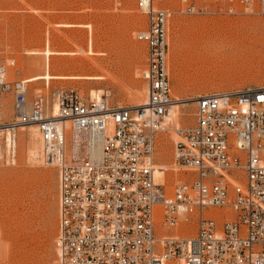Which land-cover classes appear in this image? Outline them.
<instances>
[{
    "label": "built area",
    "instance_id": "obj_1",
    "mask_svg": "<svg viewBox=\"0 0 264 264\" xmlns=\"http://www.w3.org/2000/svg\"><path fill=\"white\" fill-rule=\"evenodd\" d=\"M163 1L135 0L146 17L134 33L145 47L142 106L109 107L77 89L29 100L0 51V160L13 163L18 133L36 130L42 162L57 173V264H264V86L177 100L168 76L174 15H264V0L154 5ZM189 102L193 125L174 128L173 105ZM168 133L172 166L187 177L169 194L155 181L158 138Z\"/></svg>",
    "mask_w": 264,
    "mask_h": 264
},
{
    "label": "rangeland",
    "instance_id": "obj_2",
    "mask_svg": "<svg viewBox=\"0 0 264 264\" xmlns=\"http://www.w3.org/2000/svg\"><path fill=\"white\" fill-rule=\"evenodd\" d=\"M154 5L176 9L179 2ZM145 24L135 0H0V51L12 63L7 78L25 81L47 70L55 76L80 74L76 79H52L48 85L28 83V99L38 91L50 98L57 89H77L104 95L109 107H133L146 97L140 77L145 47L134 40V33ZM168 36L173 99L264 86V15H174ZM90 47L96 54H88ZM45 50L51 52L48 60ZM193 111L190 102L178 105L172 125L192 126ZM12 115L9 96L2 120L9 121ZM175 140L173 133L158 138L156 163H172ZM27 147H34V156ZM182 175L165 174L167 194ZM57 209L56 170L43 164L34 131L23 130L18 133L14 162L0 160V264H57Z\"/></svg>",
    "mask_w": 264,
    "mask_h": 264
},
{
    "label": "bare ground",
    "instance_id": "obj_3",
    "mask_svg": "<svg viewBox=\"0 0 264 264\" xmlns=\"http://www.w3.org/2000/svg\"><path fill=\"white\" fill-rule=\"evenodd\" d=\"M221 43H223V42H221ZM208 49H209V47H208ZM204 50H206V49H204ZM50 53L51 52H49L48 50H45L44 52H43V55H44V57L48 60V56L50 55ZM93 53H94V50L90 47V49L88 50V54H92L93 55ZM94 54H96V53H94ZM82 75H80V74H75V75H67V76H65V75H61V76H55V75H51V74H49L48 73V70L46 71V72H44L42 75H35V76H33V77H30V78H27V79H25V82L26 83H33V82H37V81H44L47 85H48V82L50 81V80H52V79H63V78H65V79H76V78H79V77H81ZM83 78H85V79H91V80H98V79H101V77H98V76H90V75H83ZM83 78H81V79H83ZM57 90H59V89H57ZM56 91V90H55ZM92 93H98V92H92ZM99 94V93H98ZM207 95V94H206ZM198 96H200V95H197L196 97H198ZM196 97H194V98H196ZM50 99V98H49ZM145 102H146V97H144V99H142V100H140V104H137V105H134V106H142V105H144L145 104ZM181 104H185V103H181ZM181 104H178V105H181ZM178 105L177 104H175V105H173V107H172V110H171V114H170V116H169V120L170 119H172V118H175L176 117V110H177V108H178ZM133 106V107H134ZM2 111H3V109H2ZM11 118H12V116H11ZM173 126V125H172ZM174 127V126H173ZM174 128H176V127H174ZM29 129V131H31V130H33L34 131V133L37 135V133H36V130L34 129V128H28ZM27 129V130H28ZM176 129H178V128H176ZM24 130H26V129H24ZM167 135V134H166ZM30 142V141H29ZM31 143V142H30ZM28 146H29V143L27 144ZM32 146H33V144H32ZM34 148V147H33ZM33 148H28L27 147V153L30 155V156H34L35 155V149H33ZM37 152V151H36ZM156 153H157V149H156ZM37 155V154H36ZM156 156V155H155ZM155 162H156V157H155ZM168 171H173V172H182V171H184L183 169H178V168H176V167H174V166H172V163L171 164H169V165H165L164 163H162V164H158V163H156V171H155V181L157 182V183H159V184H161V183H163L164 184V176H165V174L168 172ZM182 173H184V172H182ZM184 175H185V173H184ZM183 178H186L185 176H181V178L178 180V181H181ZM177 182V181H176ZM175 182V183H176ZM174 183V184H175ZM173 184V185H174ZM172 185V186H173ZM164 187H165V184H164ZM166 189V188H165ZM166 191V190H165Z\"/></svg>",
    "mask_w": 264,
    "mask_h": 264
}]
</instances>
